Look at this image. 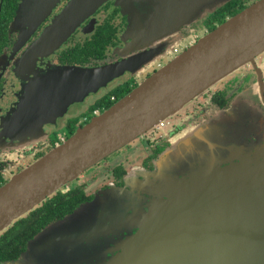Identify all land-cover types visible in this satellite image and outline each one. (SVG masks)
<instances>
[{
  "label": "water",
  "instance_id": "1",
  "mask_svg": "<svg viewBox=\"0 0 264 264\" xmlns=\"http://www.w3.org/2000/svg\"><path fill=\"white\" fill-rule=\"evenodd\" d=\"M58 1L23 0L13 28H21V37L28 39ZM109 1L70 0L41 35L37 50L59 48ZM129 1L141 10L123 13L128 30L136 41L152 42L179 34L199 21L205 8L231 0ZM159 53L49 71L28 91L30 100L15 121L17 131L51 121L68 104L136 71ZM263 53L264 0H258L2 185L0 234ZM243 123L238 112L204 123L192 134L191 146L185 140L162 155L160 171L148 182L113 187L44 228L17 260L3 264H264V139L246 143L241 134L253 129Z\"/></svg>",
  "mask_w": 264,
  "mask_h": 264
},
{
  "label": "flooded vegetation",
  "instance_id": "2",
  "mask_svg": "<svg viewBox=\"0 0 264 264\" xmlns=\"http://www.w3.org/2000/svg\"><path fill=\"white\" fill-rule=\"evenodd\" d=\"M22 1L0 0V187L14 175L68 140L78 129L90 123L94 117L108 110L106 106L108 102L103 99L106 98L108 101V93L111 90L127 83L138 86L172 60L169 55L163 57L162 60L156 59L158 55H154L153 58L156 61L153 66H150L151 63L148 60L147 65H142L136 71H126L124 74L128 73L129 76L122 84H113L108 87L109 83L82 101L68 104L51 121L40 123L42 125L37 128H35L36 126L29 127L28 132L47 131L48 135L46 134L44 138L35 141L30 139L27 132H23V134L17 131L15 121L23 111V106H26L30 100L31 92L28 93V91L35 88L42 75L64 66L94 68L114 64L129 59L126 57L133 54L137 47L132 39L126 37L129 27L128 17L121 13L113 1H109L95 15L87 19L59 48L54 51H45L41 48L37 50L36 45L41 35L70 0L58 1L52 13L38 25L28 39L21 37V28H13ZM247 1L255 3L258 0ZM31 12L32 10H30V14ZM211 14L208 19L199 20L190 26L181 28L180 35H168L164 39L152 41L156 44L155 47L149 46L146 49L148 52L153 50L157 52V49L160 52L165 44L168 45L172 37H175L179 39V43L172 45L170 49L173 50L175 46L181 48V44L186 42V47L181 48L183 52L209 33L207 21ZM100 27L105 28L107 36L108 32L112 33L109 38L110 43L108 44L107 41L104 58H97L95 55L89 54ZM123 49L126 51L122 52ZM81 50L84 53L82 58L79 55ZM142 53L146 52H141L134 57ZM163 60L166 61L165 64ZM252 78H255L256 81L259 79L264 99V53L257 57L253 64L242 67L222 80L216 88L199 97L190 106L171 119H166L163 127L157 125L123 149L112 154L115 157L113 160H108L110 155L85 171L75 182L65 185L48 197L23 216L30 219V228L35 227L42 230L46 225L57 222L80 206L93 202L98 196L113 187L129 189L131 183L146 181L143 174L160 171L159 161L162 155L173 149L171 141L187 133V130L192 126L200 127L223 113H229L232 108L231 103L237 100L240 95L250 91L249 95L253 96ZM110 100L114 104L119 101L116 96H112ZM260 107L264 109L262 103ZM15 133L19 136H16ZM249 135L252 139L258 137L253 133H249ZM64 212L66 214H63ZM29 241L30 239L25 242L24 250L23 246H17L13 241L10 245L12 250L10 254L21 249L19 254L21 256ZM7 261H13V259L0 261V264Z\"/></svg>",
  "mask_w": 264,
  "mask_h": 264
},
{
  "label": "rangeland",
  "instance_id": "3",
  "mask_svg": "<svg viewBox=\"0 0 264 264\" xmlns=\"http://www.w3.org/2000/svg\"><path fill=\"white\" fill-rule=\"evenodd\" d=\"M111 1H113L116 4V7H118L121 10L122 14L124 13V14L131 15L132 12H134L133 11L134 9L141 10V6H140L139 3H133L132 2V4H133V6H132L129 0H111ZM220 4L221 3H219V4H217V5L213 6V7H207L204 10H202V12L200 14H198V20L203 21L205 19H208V16L211 13H213V11L217 7H219ZM128 22H129V19H128ZM176 35H180V34H176ZM172 36H174V35H172ZM126 37H129L130 39H132L133 42L136 41V39H134V37L132 36V34L130 33L129 30L127 31ZM178 40L179 39H176L175 37H172L171 41L168 43V45L165 44V47L160 51V53L158 54L156 59L160 58L159 60H162L163 57H166L168 55L171 56L170 59H174L176 56L173 55L172 50L170 48H171L172 45H176L177 43H179ZM149 43H150L149 40H147L145 42L136 41L135 42V45L137 47L136 51L133 54H131L130 56L126 57V58L134 57L135 55H137V54H139L141 52H148V50L146 49L147 47L151 46L153 48L156 45V44H154V42H152L151 44H149ZM186 44H187L186 42H183L181 44V48L186 47ZM124 51H126V49L122 50V52H124ZM155 61H156L155 58L152 57L150 59V61H149V63H151L150 66H153V64H155ZM163 63L165 64L166 61H164ZM145 65H147V64H145ZM128 76H129L128 73L122 75L121 77L117 78L112 83H110L108 85V87H110L113 84H122L127 79ZM252 81H253V86H254L253 90H252V94H254V95L250 96L249 95L250 91L240 95L237 100H235L234 102L231 103V107L232 108H231V111L228 113L230 117H233V115H235V113L237 114V112L239 114H241L242 115V119L244 120L243 126H247L248 128H252L253 131L251 133H253L255 135L256 134L260 135L259 137H256V139H252L251 135H249L248 133L244 134V132H243L241 134V137L247 136L248 138L246 137V140H244V141H246V143H248V144L256 143L259 140H262V142H263V139H264V109L263 108L261 109V107H260L261 103L264 105V99H263V96H262L261 85L259 83V79H258V81H256L255 78H252ZM214 88H216V87H214ZM259 90H260V92H259ZM235 111H237V112H235ZM171 118H169V119H171ZM59 122H60V120H59ZM222 122H223V120H222ZM206 123H208V121L205 122V124ZM56 124H57V122H56ZM239 125H241V123H239ZM198 129H199L198 125L190 127V129L187 130L188 131L187 133H184L181 137L171 141L172 142L171 144L175 148V146H174L175 144L179 145V142H184L185 140H188L186 144L191 146V144H193V143H191L190 138H192V134L194 132H196V131L198 132L199 131ZM27 134L30 135V139H33V140L36 141L37 139L44 138L46 136V134H47V131L46 130H40V131H37V132H27ZM15 135L19 136V134H16V133H15ZM205 137L207 138V136H205ZM113 156L114 155H111V157L108 158V160L109 159L113 160L115 158ZM178 157H180V155H178ZM176 162L177 161H175L174 163H176ZM156 173L152 172V173L143 174L144 177H145L144 180H146L148 182L149 181L148 179L150 178V175L151 174H156ZM178 174L179 173L176 172L175 176H177ZM73 182H75V181H73ZM140 182H142V181H140Z\"/></svg>",
  "mask_w": 264,
  "mask_h": 264
},
{
  "label": "trees",
  "instance_id": "4",
  "mask_svg": "<svg viewBox=\"0 0 264 264\" xmlns=\"http://www.w3.org/2000/svg\"><path fill=\"white\" fill-rule=\"evenodd\" d=\"M251 4H253V3L248 2L247 0H231L226 5L217 8L211 14V17L207 21L209 32L213 31L214 29H216V27H218L219 25L224 23L228 18H230V17L238 14L239 12L243 11L244 9L249 7ZM108 28H109V26H108ZM111 36H112L111 32H108V36H107V33H105V28L100 27L99 31L96 34V41H95V43H93L91 45L89 54L95 55L97 58H104L105 57L104 52H105V48L107 46V41L109 44L110 43L109 38H111ZM107 37H108V40H107ZM83 54L84 53L81 50L80 54H79L81 58H82ZM86 54H88V53H86ZM136 87H138L137 84L131 85V83H127V84H124L122 86L116 87L113 90H111L108 93V101L106 98L103 99L106 102H108V104L106 105L108 107V109L114 105V103L111 102V100H110L112 96H116V98L118 100H120L124 96L129 94L131 91H133ZM40 210H42V208H40ZM76 210H74L72 213L64 216L62 219H60L58 221L65 219L67 216L73 214ZM63 214H66V212H64ZM29 221H30V219L23 217V218L17 220L5 232L0 234V261H4V260L10 259V258H12L13 261L17 260L20 257L19 254L21 252V249L17 250L15 253L10 254V252H12V250L10 248L11 243L13 241H15L16 245L17 246H23V250H24V248L26 247L25 242L29 239L32 240L39 233V231L41 229L35 228V227L30 228L31 224ZM51 224H53V223H51ZM49 225H46V227ZM46 227H44V228H46Z\"/></svg>",
  "mask_w": 264,
  "mask_h": 264
},
{
  "label": "built area",
  "instance_id": "5",
  "mask_svg": "<svg viewBox=\"0 0 264 264\" xmlns=\"http://www.w3.org/2000/svg\"><path fill=\"white\" fill-rule=\"evenodd\" d=\"M172 53H173V55L178 56L179 54L182 53V50L179 46H175V48L172 50ZM164 123H165V121H162L161 124H159L160 126L159 125L158 126L163 127Z\"/></svg>",
  "mask_w": 264,
  "mask_h": 264
}]
</instances>
